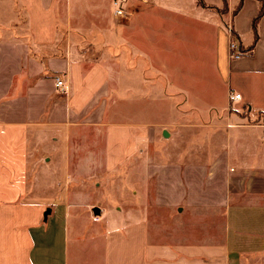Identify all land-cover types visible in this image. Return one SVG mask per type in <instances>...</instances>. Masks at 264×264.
Masks as SVG:
<instances>
[{"label":"crops","instance_id":"0c3cea01","mask_svg":"<svg viewBox=\"0 0 264 264\" xmlns=\"http://www.w3.org/2000/svg\"><path fill=\"white\" fill-rule=\"evenodd\" d=\"M201 2L0 0V264H264V13Z\"/></svg>","mask_w":264,"mask_h":264},{"label":"built area","instance_id":"2783aa9c","mask_svg":"<svg viewBox=\"0 0 264 264\" xmlns=\"http://www.w3.org/2000/svg\"><path fill=\"white\" fill-rule=\"evenodd\" d=\"M126 2V0H113V6H114V15L117 20H123L126 18L125 10L123 9V5ZM228 32L230 36V41L228 44V57L230 60H236L240 57H242L245 52L242 51L236 40L234 39L232 35V30L230 26L228 25ZM55 87L61 91L64 89V83L63 80L59 77L55 78ZM240 100V95L236 93H232L228 95V102L229 106H231L232 102Z\"/></svg>","mask_w":264,"mask_h":264},{"label":"trees","instance_id":"16d2710c","mask_svg":"<svg viewBox=\"0 0 264 264\" xmlns=\"http://www.w3.org/2000/svg\"><path fill=\"white\" fill-rule=\"evenodd\" d=\"M256 1H258L260 3V9H259V12H258L256 18L253 20V23H252V31H253V35H254V43L257 40L256 25H257L258 20L260 19V17L264 13V0H256ZM198 4L203 6V3L201 2V0H198ZM240 7H241V0H240L239 4L237 5V7L234 9L233 14H236L238 12V10L240 9ZM225 10H226V5L219 11L222 13V12H225ZM232 35L234 37L233 32H232Z\"/></svg>","mask_w":264,"mask_h":264},{"label":"water","instance_id":"95a60500","mask_svg":"<svg viewBox=\"0 0 264 264\" xmlns=\"http://www.w3.org/2000/svg\"><path fill=\"white\" fill-rule=\"evenodd\" d=\"M48 212V210L45 212V216L48 214ZM94 212L99 213L97 209H95Z\"/></svg>","mask_w":264,"mask_h":264}]
</instances>
